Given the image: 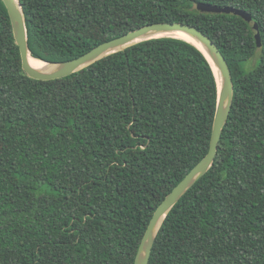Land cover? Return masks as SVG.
<instances>
[{"label":"trees","instance_id":"obj_1","mask_svg":"<svg viewBox=\"0 0 264 264\" xmlns=\"http://www.w3.org/2000/svg\"><path fill=\"white\" fill-rule=\"evenodd\" d=\"M33 57L59 63L155 23L223 55L232 104L209 170L165 217L148 264H264V0H19ZM197 3L245 12L200 14ZM255 54L250 69L244 63ZM210 61L155 38L67 77L21 69L0 0V264H134L155 209L206 155Z\"/></svg>","mask_w":264,"mask_h":264},{"label":"water","instance_id":"obj_2","mask_svg":"<svg viewBox=\"0 0 264 264\" xmlns=\"http://www.w3.org/2000/svg\"><path fill=\"white\" fill-rule=\"evenodd\" d=\"M1 1L7 10L13 38L19 50L21 69L24 74L31 79L49 81L67 77L92 65L96 61L101 60L108 55L122 51L134 44L149 39L163 38L152 36L168 32H181L189 36L193 41H195L206 51L212 63L217 68L220 75V82L217 81L215 72L213 70L217 83V101L212 122L208 151L206 155L171 190V192L165 196V198L161 201V203L152 214V217L142 236L134 259V264H148L154 241L165 217L172 209V207L179 201V199L196 183V181H198L209 170L214 162L218 142L221 138L223 127L226 124L233 97V85L226 60L224 59L223 55L216 47V45L213 43V41L195 27L184 23H155L140 27L120 37L101 43L92 48L87 53L75 59L59 63L46 62L33 57L28 48L24 16L19 0ZM195 9L200 14H234L236 16H239L252 26L255 37L259 38L257 25L254 24L251 20V17L243 11L233 9L231 7H217L205 3H197L195 5ZM164 37L176 38L173 36ZM184 41L189 42L187 40ZM193 45L198 48L195 44ZM198 49L202 51L200 48ZM29 57H32L35 60L44 63L47 66V70L49 69V67L50 70L45 71L33 68L29 64Z\"/></svg>","mask_w":264,"mask_h":264},{"label":"bare ground","instance_id":"obj_3","mask_svg":"<svg viewBox=\"0 0 264 264\" xmlns=\"http://www.w3.org/2000/svg\"><path fill=\"white\" fill-rule=\"evenodd\" d=\"M164 36H173V37H176V38L184 39V40H187V41L195 44L198 48H200L206 54L207 58L211 62L213 70H214L216 78H217V81L220 82V75H219V72H218L217 68L212 63V61L209 58V56L207 55L206 51L200 45H198L195 41H193L189 36H187V35H185V34H183L181 32H168V33L156 34V35H154L152 37H164ZM28 61H29L30 66H32L35 69L45 70V71H49L50 70V67L47 70V66L44 63H41L40 61H37V60H35L32 57H29Z\"/></svg>","mask_w":264,"mask_h":264},{"label":"rangeland","instance_id":"obj_4","mask_svg":"<svg viewBox=\"0 0 264 264\" xmlns=\"http://www.w3.org/2000/svg\"><path fill=\"white\" fill-rule=\"evenodd\" d=\"M257 56H258V54L257 55L255 54V56L252 59H250L249 61H247L246 63H244L246 69H250L251 67H253V65L257 61V59L255 60V58Z\"/></svg>","mask_w":264,"mask_h":264}]
</instances>
